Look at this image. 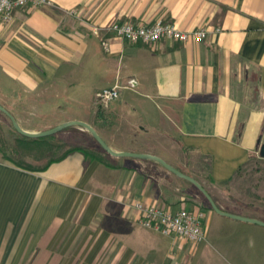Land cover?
Instances as JSON below:
<instances>
[{
    "label": "crops",
    "instance_id": "crops-1",
    "mask_svg": "<svg viewBox=\"0 0 264 264\" xmlns=\"http://www.w3.org/2000/svg\"><path fill=\"white\" fill-rule=\"evenodd\" d=\"M49 1L0 23V105L18 125L38 133L84 122L112 151L159 157L222 211L264 223L249 199L220 202L264 138V0ZM113 21L206 35L153 46L107 36L105 52L91 29ZM115 85L118 98L102 107L96 93ZM95 143L107 161L71 151L31 171L0 159V264L193 260L189 245L140 226L133 205L202 210L205 230L217 214L199 191L154 161L113 157ZM232 225L264 239L262 226Z\"/></svg>",
    "mask_w": 264,
    "mask_h": 264
},
{
    "label": "rangeland",
    "instance_id": "rangeland-1",
    "mask_svg": "<svg viewBox=\"0 0 264 264\" xmlns=\"http://www.w3.org/2000/svg\"><path fill=\"white\" fill-rule=\"evenodd\" d=\"M32 128H43L44 125L34 124ZM84 133L68 129L67 133H58L45 140L29 143L23 141L10 124L9 119L0 112V159L30 169H40L49 160L57 159L64 153L82 148L87 159L95 158L107 161V156L100 150L87 131ZM264 143V138H261ZM253 157L248 160L233 176L228 186V193L221 203L239 202L249 199L257 207L264 210V158ZM199 196V195H198ZM200 200L208 209L206 199ZM235 220L214 215V219L206 222L205 242L194 244L184 239L171 237L177 245L190 246L193 260L189 264H264V239L244 232L234 225ZM204 246L200 251L199 247Z\"/></svg>",
    "mask_w": 264,
    "mask_h": 264
},
{
    "label": "built area",
    "instance_id": "built-area-1",
    "mask_svg": "<svg viewBox=\"0 0 264 264\" xmlns=\"http://www.w3.org/2000/svg\"><path fill=\"white\" fill-rule=\"evenodd\" d=\"M53 7L49 0H0V23L12 21L16 11L25 8ZM74 12H70L73 14ZM92 34L99 39L105 52L109 51L107 36L115 37L130 44L140 43L153 46L164 39L178 42H202L205 30L182 31L174 24L155 22L142 25L132 22L113 21L104 26H93ZM118 98V86L102 89L95 99L102 107H107ZM133 208L138 213V223L145 229L165 237H177L187 242L200 244L205 242L204 218L202 210L189 211L180 208L176 211L166 210L156 205L135 203Z\"/></svg>",
    "mask_w": 264,
    "mask_h": 264
},
{
    "label": "water",
    "instance_id": "water-1",
    "mask_svg": "<svg viewBox=\"0 0 264 264\" xmlns=\"http://www.w3.org/2000/svg\"><path fill=\"white\" fill-rule=\"evenodd\" d=\"M0 112L3 113L10 121L13 129L20 135L30 138V139H37V138H46L49 136H52L54 134H57L58 132L69 128V127H78L82 130L87 131L92 138L98 143V145L109 155L113 157H118V158H134V159H142V160H150L154 161L158 164H160L164 169L167 171L175 174L176 176L190 182L199 192L200 194L206 199L208 202L211 210L217 214L218 216L229 218L235 221H240V222H245L249 224H255L264 227V223L254 220V219H249L245 217H240L237 215H233L227 212L222 211L217 207L211 196L206 192V190L193 178L186 176L170 165H168L164 160L160 159L159 157L153 156V155H148V154H135V153H129V152H114L112 151L106 144L105 142L99 137V135L96 133V131L89 126L88 124L80 121H70L63 123L61 125H58L52 129L43 131V132H38V133H29L24 131L16 122L15 118L5 109L0 105ZM257 147H258V155L260 158H264V144L261 143V139H258L257 141Z\"/></svg>",
    "mask_w": 264,
    "mask_h": 264
},
{
    "label": "trees",
    "instance_id": "trees-1",
    "mask_svg": "<svg viewBox=\"0 0 264 264\" xmlns=\"http://www.w3.org/2000/svg\"><path fill=\"white\" fill-rule=\"evenodd\" d=\"M10 124H11V123H10ZM11 126H12V125H11ZM67 129H71V128H67ZM15 133H16V134H17V135H18L23 141H25V142H29V143L40 142V141H43V140H45V139L47 138V137H46V138L30 139V138H26V137H24V136L18 134L16 131H15ZM71 151H81V152L84 153V155L87 156L86 152H85L82 148H75V149H72V150H70V151L64 153L61 157H59V158H57V159L49 160V161L46 163V165H45L44 167L40 168V169H30V168H28V167H22V166H19V165L15 164V163H14V164L17 165V166H19V167H21V168H23V169H26V170L39 171V170H43V169H45V168H46L48 165H50L51 163L63 159V158H64L69 152H71ZM199 194H200V192H199ZM200 195H201V194H200ZM207 203H208V202H207ZM208 209L211 210L209 204H208Z\"/></svg>",
    "mask_w": 264,
    "mask_h": 264
}]
</instances>
